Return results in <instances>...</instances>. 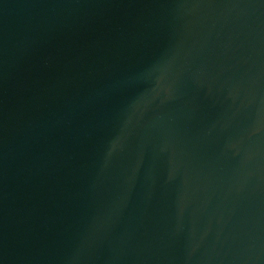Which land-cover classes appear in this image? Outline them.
Returning a JSON list of instances; mask_svg holds the SVG:
<instances>
[{"label":"water","instance_id":"obj_1","mask_svg":"<svg viewBox=\"0 0 264 264\" xmlns=\"http://www.w3.org/2000/svg\"><path fill=\"white\" fill-rule=\"evenodd\" d=\"M0 264H264V0H0Z\"/></svg>","mask_w":264,"mask_h":264}]
</instances>
